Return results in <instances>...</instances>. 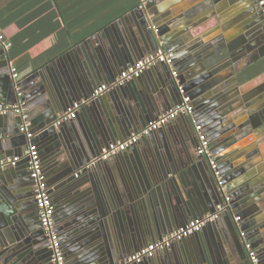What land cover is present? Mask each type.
Segmentation results:
<instances>
[{"label":"water","instance_id":"water-1","mask_svg":"<svg viewBox=\"0 0 264 264\" xmlns=\"http://www.w3.org/2000/svg\"><path fill=\"white\" fill-rule=\"evenodd\" d=\"M147 10L159 37L149 28L146 11L137 7L103 30L113 29L115 35L102 42L100 34L95 51L71 49L23 84L31 110L29 132L53 183L49 188L66 264H253L245 239L252 240L264 264V16L252 0H148ZM161 45L177 77L162 64L159 83H142L144 73L92 96ZM68 59L63 79L54 68ZM9 63L0 43V95L5 97L22 87ZM182 89L195 107L191 116L177 118L185 127L151 132L116 159L118 170L101 162L85 168L104 146L125 140L177 105ZM82 100L87 102L76 118L56 125L61 113ZM192 118L204 125L231 206L202 230L214 233L210 251L196 247L200 231L175 242L181 253L174 243L165 256L125 263L145 244L215 212L223 202L209 160L192 150L189 132L198 134ZM23 123L15 113L0 116V154L12 148V155H23ZM253 135L254 154L240 151L238 143ZM34 205L30 171L19 164L6 169L0 175V259L5 264H52L43 226L33 219Z\"/></svg>","mask_w":264,"mask_h":264},{"label":"built area","instance_id":"built-area-1","mask_svg":"<svg viewBox=\"0 0 264 264\" xmlns=\"http://www.w3.org/2000/svg\"><path fill=\"white\" fill-rule=\"evenodd\" d=\"M147 4L148 0H139L138 8L146 11V18L149 22V28L153 29L158 36V28L154 26L152 22L153 15L147 10ZM259 7L264 15V0H259ZM0 43H2L4 49L9 53L12 48V43L7 39L1 29ZM162 64L168 65L172 70V75L174 77H177L178 72L173 65V59L167 54L166 50L161 45L156 51L141 58L136 63L124 68L113 82L103 83L98 86L92 96L98 97L108 91H111L115 87L126 84L130 80L141 77L148 69ZM10 71L12 78L16 83L22 82L19 68L12 62H10ZM17 92L19 96L17 102L0 103V116L10 113L21 115L24 123L21 126L20 130L22 133L26 134L28 143L26 150L21 157L6 156L0 158V171L9 167H14L18 165V163L22 159H27L30 176L33 181V192L38 210L39 220L43 226V230L48 240V250L50 252L51 263L66 264L67 258L61 240V234L57 230L55 221V204L51 197L50 188L46 180V174L44 172L43 161L38 144L33 141L34 134L32 132H29L30 121L27 119L29 117L27 113V103L23 99L24 91L21 86L17 88ZM181 92L183 96L181 101L177 105L150 121L139 132L131 134L125 140L110 143L109 145L105 146L102 149L100 155L91 160L85 166V168H91L100 162L107 161L111 157L126 151L130 147L137 144L139 140L148 136L151 132L166 127L169 123L175 121L181 115L191 116L195 110L193 101L189 95H185L183 89L181 90ZM86 102V100L73 102V104L65 112L59 115V118L56 121V125H60L63 122L76 118L78 112ZM192 120L198 133L197 136L199 144L197 147V153L206 156L209 160L210 167L215 176L217 185L224 193L223 202L217 206L215 212L206 214L201 218L192 219L185 226L177 228L173 232L164 235L161 239L145 244L139 250L130 254L125 259V263L141 262L144 259L152 258L167 251L175 242L188 238L202 231L203 228H205L209 224L215 223L220 218V216L231 206V198L228 194H225L226 189L224 186L223 174L213 156L209 138L205 131H203V126L197 123L193 118ZM239 220L240 217H236V221ZM241 236L245 238L246 232L242 231ZM244 244L246 249L249 251V256L252 263L259 264L258 252L253 248L251 241L245 239ZM0 264H4V262L0 260Z\"/></svg>","mask_w":264,"mask_h":264},{"label":"crops","instance_id":"crops-1","mask_svg":"<svg viewBox=\"0 0 264 264\" xmlns=\"http://www.w3.org/2000/svg\"><path fill=\"white\" fill-rule=\"evenodd\" d=\"M61 1L64 2L65 0H61ZM176 1L178 2L179 0H175V2ZM95 7L96 5L95 6L88 5V6H84V8L82 6H80V8L77 7V10H74V12H72V14H70L69 16V21L71 22L67 23L62 16V9H61L62 7L56 5L54 0H0V28L4 32L7 39L13 43V46L9 52L10 62L14 63L19 68L21 81H22V89L25 90L24 92L25 94L27 92V85L25 86L23 84L29 77H31L35 72H37V70H40L47 64H51L52 61H55L56 59L60 58L71 49L76 50L79 48L80 50L85 52L95 51L97 47L100 45L99 44L100 42L98 40L99 39L98 36L100 34H102L101 36L105 37V38H100L103 39L102 42H107L108 38H111L112 36L114 37L115 35V31L113 29H108L106 32H103V30L108 28L110 24H112L113 22L122 18L123 16L127 15L130 12V11L127 12L126 14L122 15L121 17L117 18L111 23H108L100 31H96L95 33H93V35H89L86 37V31L91 27L98 26L99 23V20H95V18L86 19L88 17H91V14L89 13L95 10ZM86 11H88L89 13ZM120 27H123L122 23L120 24ZM72 28L73 31L70 32L69 30ZM116 31H118V29ZM69 59L66 60L65 62L63 61L58 63V65L54 68V72L60 73L63 76L61 77L63 79H66L65 68L70 63ZM158 67L159 68H153L150 71L145 72L141 80L142 83H145L146 85H148V83H152V84L159 83L164 74L163 73L164 67L161 65ZM9 94L10 95L7 97L0 95V103L1 102L15 103L18 101L19 99L18 93L16 94L14 90H12V92ZM30 111L31 110L27 108V113L29 117L31 113ZM200 124L204 126L202 124V121ZM184 125L185 122L184 124H180V122H178V120L176 119L175 121L169 123L166 126V128L174 126L180 129L179 127H185ZM19 135L22 137L23 144L21 145V148H22V153H24L27 147L28 139L26 138L24 133L19 132ZM35 143L38 144L36 141ZM237 146L240 148V151L248 152V154L252 155L254 154V150L256 149L258 144L255 141V136L253 135V136H248V138H244L243 140H241ZM7 152L9 153H6L3 150V152L0 154V158L6 156H19V155H12L11 153L13 152L12 148ZM124 152H121L118 155L111 157L107 161L101 162V165H105L103 163H108L111 169L118 170V165H117L118 162H116V159H120V157L124 155ZM194 152L197 154L196 150ZM18 164L20 167H24L27 170H29L28 162L25 159H22ZM4 171H6V169L1 170L0 175H3ZM46 180L48 186L49 187L52 186L53 183L47 176H46ZM50 190H52V188H50ZM51 197L53 199L52 195ZM53 202H55L54 199ZM54 204L56 208L57 205L56 203ZM34 208L36 210V213L33 219L34 221L35 220L39 221V225H41L38 216L36 202ZM3 215H4L3 217L7 219L6 213L3 212ZM17 215L16 217L19 218ZM22 221H24V219ZM224 226L226 227V225ZM7 229L8 230L11 229L12 232H15L14 230H12L11 227ZM206 231H207L206 233L201 231L202 232L201 238H195V243H196L195 245L196 247L203 248V250L205 251H210L208 250L210 249L208 242L212 241V237L214 233L212 234L210 230H206ZM61 240L62 243H64L62 237ZM250 241L251 243H253L251 239ZM174 245H176L175 246L176 253H181V251H184V249L181 250L182 246L177 245L176 243ZM219 249H220V253H223L221 249V245L219 246ZM47 251L49 255V250L47 249ZM168 253L169 251L167 250L163 252L161 255L165 256Z\"/></svg>","mask_w":264,"mask_h":264},{"label":"trees","instance_id":"trees-1","mask_svg":"<svg viewBox=\"0 0 264 264\" xmlns=\"http://www.w3.org/2000/svg\"><path fill=\"white\" fill-rule=\"evenodd\" d=\"M54 1L56 5L62 7V16L67 23L71 22L69 21V16L70 14H72V12H74V10H77V7L80 8V6H82L84 8V6L96 5L95 10H93L91 13L86 11L91 14V17H88L86 19L95 18V20H99V23L98 26L91 27L86 31V37L89 35H93V33H95L96 31H100L108 23H111L127 12L132 11L139 5V0H65L64 2H62L61 0ZM69 31L72 32L73 28Z\"/></svg>","mask_w":264,"mask_h":264},{"label":"flooded vegetation","instance_id":"flooded-vegetation-1","mask_svg":"<svg viewBox=\"0 0 264 264\" xmlns=\"http://www.w3.org/2000/svg\"><path fill=\"white\" fill-rule=\"evenodd\" d=\"M252 3H253L254 8L256 10L261 11V9L259 7V0H252ZM189 135H190V143H191L192 150L195 151V150H197V147H198V144H199V142H198V136L192 130L189 132Z\"/></svg>","mask_w":264,"mask_h":264}]
</instances>
